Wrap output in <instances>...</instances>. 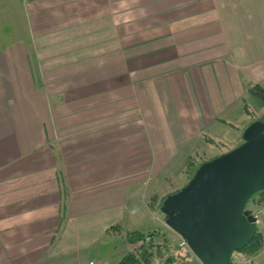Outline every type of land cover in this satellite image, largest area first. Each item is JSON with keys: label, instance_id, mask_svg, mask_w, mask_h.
I'll return each mask as SVG.
<instances>
[{"label": "crops", "instance_id": "obj_1", "mask_svg": "<svg viewBox=\"0 0 264 264\" xmlns=\"http://www.w3.org/2000/svg\"><path fill=\"white\" fill-rule=\"evenodd\" d=\"M248 83L264 0H0V264L116 263Z\"/></svg>", "mask_w": 264, "mask_h": 264}, {"label": "water", "instance_id": "obj_2", "mask_svg": "<svg viewBox=\"0 0 264 264\" xmlns=\"http://www.w3.org/2000/svg\"><path fill=\"white\" fill-rule=\"evenodd\" d=\"M264 190V119L251 122L236 147L202 162L167 195L160 211L200 264H229L257 233L247 201Z\"/></svg>", "mask_w": 264, "mask_h": 264}, {"label": "rangeland", "instance_id": "obj_3", "mask_svg": "<svg viewBox=\"0 0 264 264\" xmlns=\"http://www.w3.org/2000/svg\"><path fill=\"white\" fill-rule=\"evenodd\" d=\"M244 101L246 104L245 108L248 109L249 112H246V110L241 107V109H240L241 112H239V114L236 113L235 115H233L231 117L225 118L228 122L225 125L222 124L220 126H217L221 130H214V127L210 129L211 132L215 133L216 135H219L216 137V140H218L217 143L215 140L216 144L210 143L209 135L211 136V134H208L206 132L208 134L206 136H208V137H204L206 139L205 141H207L205 143V145L204 146H196L195 150L194 151L192 150L193 152H191L192 154L190 153V156L186 158V164L183 168V169L188 170L189 173H184V171H183V173L180 176L176 177L175 180H171V179H170V181L163 180V179L155 180L154 182H158V184L154 183L151 187H149V190H148L149 193H148V197L146 198V200L150 201L149 202V203H151L150 206H152L151 213H150L151 214L150 222L152 220L155 223L154 227H156L157 229H161L162 233L167 237V239L170 242H172L176 245H179V246H184V248H180V249H184V250H181V254H183L184 252H186V250H189V249L186 246L183 239L166 226L165 216L160 211V209L157 208L158 203H159L158 200H159V198H161L167 194L172 193L174 190H176L180 187H183L188 182L190 174L193 172V169L198 165V163H200L202 161L204 162V161L209 160L213 157H216L219 154L224 153V152L236 147L237 145H239L242 142V133L245 130V128L250 124L249 123L247 126H245L246 123L249 120L255 121L256 119H258L259 117H261L264 114V101L261 100L260 97L252 98L247 94ZM189 161H193V162L190 163V165H188ZM151 183H153V181H151ZM170 184H173V185H170ZM162 187H165L163 192L161 191ZM159 192H161V194L163 193V196ZM252 197L253 198H251V200H253V202L256 205L254 207H252L251 203L249 205L246 204L245 211L246 210L248 212L249 211L250 212L251 211H255V212L259 211V217H260L259 225L261 226V228L258 229V232H260L262 234V236L264 237V220H263L264 219V203H261V199H260L261 196L259 195V192L255 193ZM248 206L251 210L250 209L248 210V208H247ZM108 244H109V246L116 247V249L118 250L119 253H123V254H121V256L116 258V260L114 262L119 261L121 259L120 257H122V255H124L128 251L134 250L135 247L137 246V245H133L130 250L122 251L123 247L126 249V248H129V245L126 242L123 243V239H121L119 237H115V238L111 239L110 243H108ZM106 246H108L107 243H102V254L100 255V257H102V258L104 257L103 256L104 253H106L105 252L106 249L104 248ZM244 254H245V256L248 255V254L243 253V252H236L235 256H236L237 260H241V259L243 260V259H245ZM100 259L101 258L95 257L93 262H95L97 264V261ZM85 262H87V260H85ZM258 262H260V264H264V254L262 257L259 258ZM154 264H159V263H158V261H156ZM232 264H235V263H232Z\"/></svg>", "mask_w": 264, "mask_h": 264}, {"label": "trees", "instance_id": "obj_4", "mask_svg": "<svg viewBox=\"0 0 264 264\" xmlns=\"http://www.w3.org/2000/svg\"><path fill=\"white\" fill-rule=\"evenodd\" d=\"M247 85L250 86L252 84L248 83ZM251 90L255 95H258V97H260V99L264 101L263 91L258 90L255 85L251 86ZM263 119L264 114L256 120ZM210 143L216 144L211 140ZM192 162L193 161H189L188 165H190V163ZM202 162L198 163V165L193 169V172L190 174L189 179L194 174L196 168ZM184 173L189 172L185 169ZM180 188L174 190L172 193L177 192ZM167 195L161 197L160 202L157 206L158 209H160L161 203ZM259 195L261 196V203H264V190L259 191ZM126 243L131 246H137L134 250L125 253L115 264H154L156 261H158L159 264H200L189 250H186V252L181 254V250L184 249L180 248H184V246H179L170 242L162 233L161 229H157L153 232L148 233L131 231L126 235ZM263 246L264 237L260 232H258L249 242V244L246 245L242 250H240V252L246 253L249 256H253L257 254Z\"/></svg>", "mask_w": 264, "mask_h": 264}, {"label": "built area", "instance_id": "obj_5", "mask_svg": "<svg viewBox=\"0 0 264 264\" xmlns=\"http://www.w3.org/2000/svg\"><path fill=\"white\" fill-rule=\"evenodd\" d=\"M252 204V207H254L256 204L253 202V200H250L249 201V204ZM250 208H249V206H248V210H249ZM251 210V209H250ZM249 213H250V215L251 216H253L254 218H255V223H256V226H257V228H261V226L259 225V223H260V217H259V211H257V212H255V211H249ZM238 254V253H237ZM236 252H234L233 253V255H232V263H235V264H249L250 262H251V258H249V257H246L245 259H241V260H237V258H236ZM240 259V258H239ZM237 260V261H236ZM89 264H96L95 262H93V261H90L89 262Z\"/></svg>", "mask_w": 264, "mask_h": 264}]
</instances>
